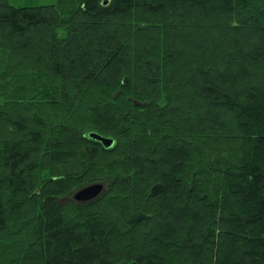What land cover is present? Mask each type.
<instances>
[{"label":"trees","instance_id":"trees-1","mask_svg":"<svg viewBox=\"0 0 264 264\" xmlns=\"http://www.w3.org/2000/svg\"><path fill=\"white\" fill-rule=\"evenodd\" d=\"M0 264H264V0H0Z\"/></svg>","mask_w":264,"mask_h":264},{"label":"water","instance_id":"water-1","mask_svg":"<svg viewBox=\"0 0 264 264\" xmlns=\"http://www.w3.org/2000/svg\"><path fill=\"white\" fill-rule=\"evenodd\" d=\"M90 137L101 141L107 148L112 147L115 143L113 137L104 135L98 131L90 132ZM104 189L105 184L103 182H94L76 190L73 198L82 202L90 201L99 197L104 192Z\"/></svg>","mask_w":264,"mask_h":264},{"label":"rangeland","instance_id":"rangeland-1","mask_svg":"<svg viewBox=\"0 0 264 264\" xmlns=\"http://www.w3.org/2000/svg\"><path fill=\"white\" fill-rule=\"evenodd\" d=\"M53 1H55V0H11V2L13 4H16V5H31V4H38V3H50ZM88 184H91V182Z\"/></svg>","mask_w":264,"mask_h":264}]
</instances>
